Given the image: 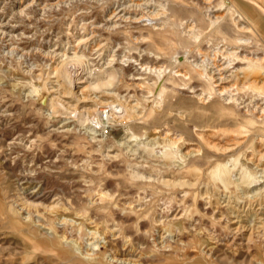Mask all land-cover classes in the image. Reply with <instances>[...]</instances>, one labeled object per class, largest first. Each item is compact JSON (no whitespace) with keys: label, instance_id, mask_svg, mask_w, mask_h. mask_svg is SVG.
Segmentation results:
<instances>
[{"label":"rangeland","instance_id":"obj_1","mask_svg":"<svg viewBox=\"0 0 264 264\" xmlns=\"http://www.w3.org/2000/svg\"><path fill=\"white\" fill-rule=\"evenodd\" d=\"M227 1L235 11L240 13H242L240 6H243L244 9L248 6L244 0ZM257 1L264 5L263 0ZM98 2H88L82 6L75 3L66 9L62 7L52 9L44 17L38 15L33 20L19 23L21 15L16 14L19 9V0H0V22L4 20V24L17 25L15 34L25 33V36L29 37L28 40L23 39L26 42L23 41L22 46L54 50L56 53L66 50L70 55L79 51L86 55L90 62L91 72L84 69H79L78 73L73 72L75 90L85 88L92 78L94 83L111 80L113 86L111 85L108 89L113 88V90H103L104 92L100 90L99 96L117 91L120 95L126 94V97H130L133 103L137 102L138 104L140 100L142 101L138 104L136 112L134 111L129 118L120 122L117 119H106V116H103L105 126H95L91 132L78 125L75 110L73 113L58 112L53 117L49 116V100L44 103L41 95L45 94L50 97L48 83L54 81L52 68L60 58L58 56L44 58L41 54L36 53L26 59H20V56L3 57L4 45L0 44V192L5 191L6 195L0 197V264H92L80 259L81 248L89 251L109 250L108 254L113 253L120 258H134L133 251L136 252L144 246L146 249L148 248L146 252H153L156 248V241H159L162 232V226L157 224L156 218L162 215L172 216L176 213L179 208V199L183 194L182 190L188 189L197 198L206 188L208 190L210 188V192L215 196L225 193L229 195L231 190H235L237 184H230V187L233 188L223 186L217 175L219 162L226 166L231 173L233 171L232 174H235V177H232L233 180L240 177L241 169L248 171V180L252 176L257 177L260 174L258 169L264 166V157L259 156L257 152L260 145L259 136L264 134V122L254 123L251 121L250 123L251 114L245 113L241 108L242 105L237 106L241 99L226 102L216 92L214 84L210 82L211 77L207 72L210 71L208 70L210 67L205 66L206 62L203 63V68H199L200 70L195 66L197 61H202L206 56L212 57L213 55L210 54L223 45L224 38L228 39L231 46L241 45L240 55L252 52L264 58V41L261 34H254V37L248 33L254 39V43L244 46L239 41L242 34L234 29L231 17L223 19L217 26L213 25L208 16L189 8L192 6V0L151 1L152 6L159 8V4L163 3L168 8L170 19L165 17L161 20L166 23L165 29L162 31H154L152 26L146 25L145 22L133 23L124 20H119V25L122 27L112 31L102 26L105 24V18L112 10L121 8L122 5L131 4V0H117V2L116 0H100ZM216 6L219 7V4ZM189 21L196 23L197 36L188 37L183 33V26ZM245 21L254 23L256 26L253 20L246 19ZM90 37H92L91 40ZM230 37L231 39H229ZM132 38L138 39L135 41L136 39ZM79 39L88 40L81 43L76 42ZM167 41L171 43L167 45ZM216 44L218 45L216 46ZM140 49L145 50L142 52ZM188 49L190 57L186 53ZM201 51L204 53L202 54ZM184 54L188 58L184 57ZM219 54L216 59L230 64L232 62L230 67L244 65L238 56L237 59L233 55L231 57L225 54L219 56ZM127 55L130 60L122 61L123 56ZM111 62H115V64ZM139 63L152 66L153 70L145 69L143 74L142 69L138 68ZM162 64L164 71L156 70ZM188 64L191 68L188 67ZM155 66L158 68L155 69ZM206 68L208 69L206 70ZM116 69H119L118 73ZM172 70L173 72H170ZM177 70H184L181 72L188 74L180 76ZM114 74L117 75L116 80H112ZM199 74H201V78L197 76ZM239 93L244 94L241 90ZM251 95L250 93L247 98ZM151 98L156 100L149 103L148 100ZM65 99L74 109L76 101L72 98ZM83 105L91 104L84 103ZM140 114L144 116H140ZM143 117L144 119H142ZM67 128H69L68 131ZM203 130L205 132L215 130L210 139L221 145L237 142L239 139L241 143L238 146L240 147L237 146L238 149L226 152L227 154L209 150L204 138L196 134L197 131L199 134ZM166 131L170 136H181L177 143L170 140V136L164 140L161 139ZM129 138L132 141L123 144ZM13 139L16 144L9 145ZM147 141L151 142L147 143ZM192 142L205 146L200 153H194L192 157H187L186 161L182 157V153L191 146ZM149 144L153 147H150ZM252 153H255L256 159L253 160L255 163L249 162L247 159ZM225 155L227 156L225 157ZM237 159L238 165L235 164ZM191 166L197 169L201 176L200 179L187 174L188 167ZM180 170L182 171L180 172ZM25 176L26 179H24ZM182 176L183 180L193 182L192 184L195 186L178 189L165 182L168 178L181 179ZM249 182L250 180L247 181V185ZM39 183L42 185L41 196H39L42 198L41 200L50 203L53 199L60 198L62 205L67 210H60L59 215H64L74 222H67L62 227L53 223L45 224L46 229H40L22 224L10 212V205L16 196L18 187H24L22 192L27 194L35 186L40 185ZM201 183L203 184L201 185ZM260 185L262 184L257 186ZM222 189L226 191L224 190V192ZM232 194L236 195L234 192ZM130 202H132L131 205H128ZM126 206L140 207L142 211H135ZM200 206L201 208L205 207L202 200H200ZM213 210L208 209L204 214L205 223L209 226L213 225L210 217ZM188 236L185 234L184 238L187 240ZM204 238H201L203 243L206 242ZM211 246L214 247V245ZM194 251L196 248L191 245L189 250L191 256L194 255ZM224 251L215 249L213 257L215 262L219 261V264H256V262L250 263V256L245 252L238 251L237 253L232 250L228 251L229 260H221L220 255ZM183 253L180 250L178 252L180 255ZM142 261L151 264H178L179 258L173 257V262H166L152 259L147 254Z\"/></svg>","mask_w":264,"mask_h":264},{"label":"bare ground","instance_id":"obj_2","mask_svg":"<svg viewBox=\"0 0 264 264\" xmlns=\"http://www.w3.org/2000/svg\"><path fill=\"white\" fill-rule=\"evenodd\" d=\"M98 1H100V0H57V1H53V0H19V9L17 10V8H16V10H17L16 14L21 15L19 23H25L27 21L33 20V18L38 16V15H41V17L46 16L48 13H50V11L52 9H57V8L59 9L60 7L66 9L70 6H73L75 3H78V5L82 6V4H84V3L98 2ZM151 1L152 0H131V4L128 3L129 5H125V6L120 5L121 8L119 7L118 9H114L111 11L110 14L107 15V17L105 18V24L102 26L103 27L105 26L106 29L113 31V29H116L120 26L122 27V25H119V20H124V21H130L133 23L145 22L146 25H151L154 31L164 30L166 23L161 21V20L165 17H168V14H169L168 8H166V5L163 3L159 4V8L155 7L154 5L152 6ZM244 1L247 2L246 4L248 5L247 6L248 8L245 7L246 9H244L243 6H240L242 9L241 10L242 13L235 11L233 9V7L231 6V4L227 0H196V1L192 0V2H193V3H191L192 6L191 5H185V6H187V7L191 6V7H189L190 9L193 8V10H196V11L201 12L202 14H205L206 16H208L210 18L211 23H213V25L216 24V26H217V24H221V21L223 19L231 17L234 29L242 34V35H240L241 37L239 35H237L240 37V40H239V41H241L240 44L242 43L244 46L245 45L249 46L250 44L254 43V39L252 38V36H249L248 33H251L253 36H254V34H257V35L261 34L262 40L264 41V5L260 4V2H258L257 0H244ZM116 2H117V0H116ZM125 4H126V2H125ZM218 4H219V7L216 6ZM4 9H6V8H4ZM2 11L5 12V10H2ZM58 11H60V10H58ZM168 19H170V17H168ZM246 19H250L251 21L253 20L256 23V26H254L255 25L254 23L253 24L251 22L247 23L245 21ZM3 21L4 20H2V22H0V44L4 45L3 57L4 56H11V57L20 56V59H23V58L26 59V58L31 57L33 54L36 53V54H41V56L44 58H48L50 56H58L60 58L59 62L55 66H53V68H52V72H53L52 78H54V81L48 83V90H49L50 97L49 96L47 97L45 94H42V95L40 94L42 96V99H43L42 101L44 103H47V101L49 100V104H48L49 105V116L53 117L58 112L59 113H71V112L73 113V111L75 110V114H76L75 116H76L78 125L80 127H82V129H88V131L91 132L94 130L95 126H101V127L105 126L104 122H103V116H106V119H117L118 121L122 122L123 120L129 118L130 115L134 111L136 112V108H137L138 104H140V102H142L141 100H140V102H138V104H137V102L133 103V100H131L130 97H126V94H124L125 96L120 95L119 93H117V91L108 92L105 95L101 94L102 96L98 95V93H100L101 91L104 92L103 90H105V91H109V90L112 91L113 90V88L108 89L112 85L111 80H109V81L101 80V81H98L97 83H94L95 81L92 78V81L85 88H83L82 90H75V88H74L75 79L73 77V72L76 71L78 73L79 69H84V70H88L89 72H91L90 62L84 53H79V51L74 50L75 52H73V54L70 55L67 53L66 50H63L59 53H56L54 50H45L42 48L22 46L21 43H23V41L26 42V40L29 39L28 35L25 36V33H21V34L19 33L16 35L15 31H16L17 25H10V23H9V25L4 24ZM24 26H25V24H24ZM98 27L100 28L101 26H98ZM226 27H228V25H226ZM197 28L198 27L194 21L186 22L183 26V33L185 35H187L188 37L197 36V30H198ZM104 31H106V30L104 29ZM238 32H235V33H238ZM177 35H179V34H177ZM144 36H145V34H144ZM210 36H211V34H210ZM92 37H90V40ZM181 37H182V35H181ZM24 38L26 40H23ZM175 38H177L176 35H175ZM132 39L133 40L136 39L135 41H137L138 38H132ZM229 39H231V37ZM85 40H88V39H85ZM85 40L79 39L76 42L81 43V42H84ZM223 42L224 43L220 48H218V49L216 48V50H213L212 54H210V55H213L212 57L206 56V58L203 59L202 61H197V63L194 62L195 66H197V68L199 69L202 66L204 67L203 63L206 62L205 66L210 67V69L206 68V70L207 69L210 70L207 72L210 74V77H211L210 82H212L214 84L216 92L226 102L227 101L230 102V100L241 99L239 102L237 101L238 102L237 106L242 105L241 108H243L244 112L251 114L252 118H250V123H251V121H253L254 123L264 122V58L263 57L261 58L257 53H252V52H250L249 54L240 55L241 52L239 50L241 49V45L231 46V44L228 42L227 38H224ZM169 43H171V42L167 41L166 44L169 45ZM233 43H235V42H233ZM233 43H232V45H233ZM217 45L218 44H216V46ZM95 48H96V46H95ZM118 48H119V46H118ZM197 48H198V46H197ZM208 48H209V46H208ZM145 49H142V50H145ZM97 50H98V48H97ZM142 50L140 49V51H142ZM142 52H144V51H142ZM159 53L161 54L162 52H159ZM186 53L189 56L190 50L188 49ZM203 53H204V51L202 52V54ZM219 53L221 54V56H222V54H225L226 56L228 55L231 57L233 55V57L235 56L236 58L238 56L239 59L241 58V60L244 62L243 63L244 65H235L233 67H230L232 65V62L230 64L229 62H222V61L220 62V60L218 61L216 59V57L218 56L217 54H219ZM180 54H182V53H180ZM220 54H219V56H220ZM164 55H167V53H164ZM116 56H117V54H116ZM116 56H115V58H116ZM185 56H186V54H184V57ZM231 57H229V58H231ZM186 58H188V57L186 56ZM149 59H150V57H149ZM207 59H208V62H207ZM121 60L122 61H129L130 57L128 55L123 56V59H121ZM134 60H135V58H134ZM184 60H186V59H184ZM23 61H26V60H23ZM112 61H114V60H112ZM120 61H118V62H120ZM190 61H191V59H190ZM194 61H196V60H194ZM228 61H230V60H228ZM131 62H133V61H131ZM111 63L115 64V62H111ZM124 64H125V62H124ZM139 65L140 66L138 68L142 69V71L145 69H152L153 70L152 66H149L147 64L139 63ZM156 67L157 66H155L154 68L156 69ZM168 67H169V65H168ZM188 67H190L189 64H188ZM161 69L162 70L164 69L163 64L160 66V68H158L156 70L161 71ZM118 70L119 69H116L117 73H118ZM28 71H31V70H28ZM136 71L138 72V69ZM181 71H184V70H181ZM181 71H178L180 76H182V75L184 76L187 73V72L185 73V72H181ZM202 71H204V70H202ZM170 72H173V70ZM197 72H198V70H197ZM158 73L161 74L160 72H158ZM182 73H184V74H182ZM110 74H111V72H110ZM137 74H139V73H137ZM143 74H144V71H143ZM92 75H93V73H92ZM197 76H200V78H201V74H199ZM34 77H36V76H34ZM90 77H92V76H90ZM133 77H135V76H133ZM188 78H190V77H188ZM202 78H204V77H202ZM116 79H117V75L114 74L112 76V80H116ZM131 79H134V78H131ZM137 79H138V77H137ZM118 80L120 81V79H118ZM206 81H208V80H206ZM210 82H209V84H210ZM93 83H94V85L92 86ZM213 84H212V86H213ZM118 85H117V87H118ZM194 87H196V86H194ZM240 90L242 93H244L243 95L241 93H239ZM191 92H192V90H191ZM250 93L252 94L251 97L247 98L250 95ZM93 94H95V95L93 96ZM127 95H128V93H127ZM65 98H72L73 100L76 101V104L73 106L74 109L72 108V105L70 104V102H68ZM145 98H146V96H145ZM154 98H157V97H154ZM244 98H246V99H244ZM159 99H160V97H159ZM159 99H157V100H159ZM155 100L154 99L152 100V98H151L150 100H148V102L153 103V101H155ZM145 101H146V99H145ZM84 103H90L91 105L86 106V105H83ZM158 104H159V102H158ZM138 109H140V108H138ZM141 115L142 114H140V116ZM148 115H149V113H148ZM142 116H144V115H142ZM142 119H144V117ZM68 129L69 128H67V131H68ZM205 130L199 132V134H198V131H199L198 130L196 134L199 137L204 138V141L207 142V147L209 150H217V151L226 153V152L232 151L235 148L238 149L237 146L241 143V141L237 138L238 139L237 142H228V143H225L224 145H221V144L214 142L213 140L210 139V136L212 137V135H214L213 132L215 130L213 132L212 131L205 132ZM168 134L166 131V134H164V136L162 135L163 138H161V139L164 140V138L166 139L167 137H169L170 134L169 135ZM220 134H222L221 131H220ZM224 134H226V133L224 132ZM242 135H244V134H242ZM226 136H227V134H226ZM239 136H240V133H239ZM17 137L19 138V136H17ZM180 137L181 136H178V135L170 136V140L175 141L177 143V141L180 139ZM259 137H260V139H259L260 145H259L257 152H258L259 156L264 157V142H263L264 141V134L260 135ZM145 138H147V137H145ZM214 138H216V137H214ZM217 138H219V137H217ZM14 139H13V141H11L9 143V145L10 144H16ZM183 139H185V138L183 137ZM128 141H132V139L129 138V140L125 141L123 144L130 143ZM200 141H201V139H200ZM222 141H223V139H222ZM233 141H234V139H233ZM150 142L151 141H147V143H150ZM168 142H169V140H168ZM245 142H246V140H245ZM160 144H161V142H160ZM167 144H169V143H167ZM151 146L152 145H150V147ZM204 146H201L198 143L192 142L191 146H189V148L187 150H184V152L182 153V157L184 159H186V161H187V157H189V156L192 157V155L194 153H196V154L200 153V151L203 149ZM238 147H240V146H238ZM128 148H129V146H128ZM137 148H139V147H137ZM205 149H207V148L205 147ZM119 152H120V150H119ZM126 152H127V149H126ZM146 153H148V152H146ZM234 153H236V152H234ZM128 154H129V152H128ZM128 154H127V156H128ZM156 154H157V152H156ZM108 156H109V154H108ZM110 156H113V155H110ZM226 156L227 155H225V157ZM254 158H255V153H252L251 156H248L247 159L249 162H251L254 160ZM257 161H258V159H257ZM176 162L177 161H175V164H177ZM219 163H218L219 166L217 168V175L219 176V179L222 181L223 186L225 185L226 188H233V187H230V184L235 183V184H237V187L235 188V190L234 191L229 190L230 191L229 195L225 193V194L220 195V196H215V195H213L214 193L212 194L210 192V188H209V190L206 188V190L204 189L205 191H202L200 194L198 193L199 194L198 198H197V196H193L188 189L182 190V192H183V194L181 195L182 199L181 198L179 199L180 200L179 208L176 211V213L173 214L172 216H166L165 217L162 215V216H158L156 218L157 224L162 226L161 227L162 232L160 233L159 241L155 240L156 241V248H154L155 251L152 250L153 252H151V251L146 252V250L148 248L146 249V247L144 246L145 248L140 247V249L138 251H136V252L133 251L134 253H132V254L134 255L133 256L134 258H132V257L120 258V257H117L113 253L108 254L109 250L100 251V250L96 249L94 251H89V250H83L81 248L82 251H81L80 259L85 261L86 263L90 262L92 264H115V263H119V264H151V263H144L142 261V259L145 258V256L148 254V256H150L152 259H157V260H161V261L163 260L166 262H173L172 261L173 257L179 258V261H177L178 264H219V261L215 262V259H213L215 249H217L218 251H224L225 250L220 255L221 260H229L230 256L228 255V251L232 250V251H235L237 253H238V251L245 252L247 255L250 256V263L256 262V264H264V166L262 168L258 169V170H260L259 176H257V177L252 176V178L249 179L250 180L249 184L247 185V181H249L247 170L244 171L243 169H241L242 170L241 172L238 171L240 173V177H237L236 179H234L235 180L234 181L232 179V177L235 175V174H232L233 171L231 173L226 166H223ZM172 164H174V163H172ZM178 164H180V163L178 162ZM235 164L238 165V159L236 160ZM180 165H183V164L181 163ZM177 166H174V167H177ZM140 169H141V167H140ZM179 169H180V167H179ZM188 169L189 170H188L187 174L189 173L192 176H194V178L198 177V179H200L199 177H201V176H199L196 168L191 166V167H188ZM181 171L182 170H180V172ZM136 172H137V170H136ZM184 172H186V171H184ZM133 175H134V173H133ZM142 176H143V174H142ZM211 177H212V175H211ZM183 178H184L183 176L181 177V179H176V178L169 179L168 178L167 180H165V182L169 185L174 186V188L177 187L178 189L179 188L182 189L183 187H186V188L192 187L193 188L195 186V184H192L193 182L191 183L188 180L187 181L183 180ZM258 178H259V180H258ZM24 179H26V176L24 177ZM163 179H164V177H163ZM211 179H213V178H211ZM19 180L21 181V179H19ZM199 182H201V181H199ZM210 182H211V180H210ZM216 183L218 184V182H216ZM202 184L203 183H201V185ZM235 184H232V185H235ZM259 184H262V185L257 186ZM23 188H21V186L18 187L17 192L15 193L16 196L14 197L13 202L10 205V212H12L14 214V216L21 221L22 224L32 225V226L38 227L40 229L41 228L46 229L47 224L53 223V224L60 225L62 227V225L67 224V222H74V220L68 219L64 215H59L60 210L61 211H62V209H64L63 211L67 210V208L66 207L64 208V206L62 205L63 203H61L60 198L53 199V201H51L50 203H45L41 200L42 198L39 197V196H41L40 194L42 192L41 191L42 190L41 184L35 186L33 188V190H31V192L27 193V194H24V192H22ZM219 189H221V188H219ZM44 192H45V190H44ZM233 192L236 193L237 196L233 195L232 194ZM2 195L6 196L5 191L0 192V197ZM55 195H57V194H55ZM51 196H52V194H51ZM177 199H178V197H177ZM200 200L203 201V203L205 204V207L201 208ZM131 203L132 202H130L128 205H131ZM139 206L142 207L143 205H139ZM126 207L132 208L135 211H137V210L142 211V208H140V207H136V206H126ZM213 208H214V210H213ZM208 209L213 210L211 215H210L211 220L213 221L212 226L211 225L209 226L208 224H206L205 220H204L205 219L204 214L207 213L206 210H208ZM47 229H51V228H47ZM120 231H122V230H120ZM185 234L189 235L187 237V240L184 238ZM203 237H205L204 239L206 241L204 243H203V240H201V238H203ZM93 238L95 239V237H93ZM191 245H193L196 248V251H194L193 256H191V253H189ZM211 245H214V247H212ZM81 247H83V246H81ZM223 248H225V249H223ZM179 250L183 251L184 253L182 255L178 254ZM179 255H180V257H179Z\"/></svg>","mask_w":264,"mask_h":264}]
</instances>
